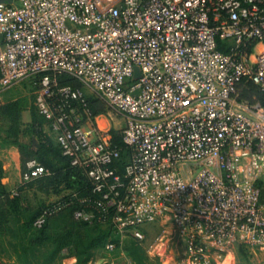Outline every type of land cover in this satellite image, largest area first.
Wrapping results in <instances>:
<instances>
[{
  "label": "built area",
  "instance_id": "2783aa9c",
  "mask_svg": "<svg viewBox=\"0 0 264 264\" xmlns=\"http://www.w3.org/2000/svg\"><path fill=\"white\" fill-rule=\"evenodd\" d=\"M24 81L84 180L35 229L74 208L112 228L109 250L166 220L192 264L264 251V103L242 100L264 94V0L1 1L0 107ZM50 174L32 160L22 180Z\"/></svg>",
  "mask_w": 264,
  "mask_h": 264
},
{
  "label": "rangeland",
  "instance_id": "374dc122",
  "mask_svg": "<svg viewBox=\"0 0 264 264\" xmlns=\"http://www.w3.org/2000/svg\"><path fill=\"white\" fill-rule=\"evenodd\" d=\"M35 93L31 82H21L5 94L0 107V264H72L71 258L75 264H192L189 245L166 220L148 226L143 241L127 238L115 250L107 248L115 238L111 227L80 224L67 210L55 214L46 228H34L43 210L82 194L81 178L67 170L50 125L37 110ZM102 107L111 120L109 109L100 104L96 109ZM113 124L123 128V122ZM32 160L51 174L26 183L23 163ZM159 244L163 247L150 253ZM198 264H264V251L234 247L218 254L208 245Z\"/></svg>",
  "mask_w": 264,
  "mask_h": 264
},
{
  "label": "trees",
  "instance_id": "16d2710c",
  "mask_svg": "<svg viewBox=\"0 0 264 264\" xmlns=\"http://www.w3.org/2000/svg\"><path fill=\"white\" fill-rule=\"evenodd\" d=\"M242 100H244V101H248V102H250V103H252V104H258V103H264V94L259 90V88L258 87H256V86H252V85H248V86H246L245 88H244V90H243V96H242ZM104 111V109H103V107L102 108H97L96 109V113H102ZM116 142H118V144L121 146V147H123V143L121 142V139H119V137H116ZM62 159L66 162V160L62 157ZM29 161H25L24 163H23V166H24V168H25V170H26V165H27V163H28ZM67 163V162H66ZM67 165H68V163H67ZM67 170H69V171H74V172H77V170H75V169H72L71 167H70V165H68V167H67ZM53 172V171H52ZM77 175H79L80 176V174L77 172L76 173ZM81 178V177H80ZM80 182H81V186L83 187L84 186V180L83 179H80ZM64 211H66V210H64ZM67 211H70L71 212V214H72V217H73V211H74V208H70V209H67ZM41 214V213H40ZM39 214V215H40ZM38 215V216H39ZM37 216V217H38ZM36 217V218H37ZM35 218V219H36ZM52 219V218H51ZM50 219V220H51ZM50 220H49V222L46 224V226L44 227V228H46L49 224H50ZM79 223V222H78ZM80 224H82V223H80ZM87 225V224H86ZM44 228H42V229H44ZM41 229V230H42Z\"/></svg>",
  "mask_w": 264,
  "mask_h": 264
},
{
  "label": "clouds",
  "instance_id": "9594fccd",
  "mask_svg": "<svg viewBox=\"0 0 264 264\" xmlns=\"http://www.w3.org/2000/svg\"><path fill=\"white\" fill-rule=\"evenodd\" d=\"M162 247H163V244H159V245H156L154 249H150L149 251L151 253V251H153V250H159ZM71 259H72V264H75V258H71ZM62 264H63V262H62Z\"/></svg>",
  "mask_w": 264,
  "mask_h": 264
},
{
  "label": "water",
  "instance_id": "95a60500",
  "mask_svg": "<svg viewBox=\"0 0 264 264\" xmlns=\"http://www.w3.org/2000/svg\"><path fill=\"white\" fill-rule=\"evenodd\" d=\"M3 1H9V0H3ZM139 71H138V69H137V73H138Z\"/></svg>",
  "mask_w": 264,
  "mask_h": 264
}]
</instances>
